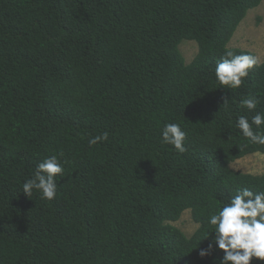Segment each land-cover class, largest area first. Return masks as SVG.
<instances>
[{
    "label": "trees",
    "instance_id": "obj_1",
    "mask_svg": "<svg viewBox=\"0 0 264 264\" xmlns=\"http://www.w3.org/2000/svg\"><path fill=\"white\" fill-rule=\"evenodd\" d=\"M262 2L0 0V264H218L222 251L199 256L206 217L238 187L264 190V173L232 168L264 154L235 128L254 114L243 97L264 112V62L235 90L214 68L229 49L256 57L230 42ZM184 41L198 44L191 63ZM165 122L186 152L161 143ZM61 153L55 198L22 193ZM187 211L192 236L173 224Z\"/></svg>",
    "mask_w": 264,
    "mask_h": 264
},
{
    "label": "clouds",
    "instance_id": "obj_2",
    "mask_svg": "<svg viewBox=\"0 0 264 264\" xmlns=\"http://www.w3.org/2000/svg\"><path fill=\"white\" fill-rule=\"evenodd\" d=\"M258 66V60L250 54H237L226 50L217 61L214 68L216 81L227 88L239 89L248 77L249 70ZM260 99L249 94L243 97L239 106L254 113L237 115L235 128L251 144L264 145V112L258 111ZM223 104H226V100ZM187 132L178 122H165L160 128V141L171 145L179 152L187 151L185 140ZM108 139V133L90 137L89 145H96ZM59 156L51 155L42 159L35 167L30 177L22 184L21 192L28 198L33 192L41 199L51 201L57 193L56 177L64 172L63 162ZM206 226L211 228L208 236H212L207 248H201V258L211 256L215 251H222V257L217 258L218 264H251L255 258L264 261V190L254 191L249 187H238L230 195L227 202L211 212L205 219ZM197 224V229L199 228ZM191 235V233H189Z\"/></svg>",
    "mask_w": 264,
    "mask_h": 264
},
{
    "label": "rangeland",
    "instance_id": "obj_3",
    "mask_svg": "<svg viewBox=\"0 0 264 264\" xmlns=\"http://www.w3.org/2000/svg\"><path fill=\"white\" fill-rule=\"evenodd\" d=\"M230 47L251 51L261 63L264 62V0L259 7L249 11L230 42ZM198 50L195 41H184L181 45L187 63L193 61ZM232 168L253 175L263 174L264 154L256 153L237 160L232 164ZM173 224L188 236H192L197 231V223L190 211L185 212L182 218Z\"/></svg>",
    "mask_w": 264,
    "mask_h": 264
}]
</instances>
